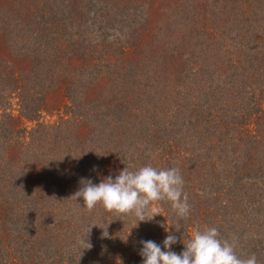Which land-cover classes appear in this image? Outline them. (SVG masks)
<instances>
[{
    "label": "trees",
    "instance_id": "obj_1",
    "mask_svg": "<svg viewBox=\"0 0 264 264\" xmlns=\"http://www.w3.org/2000/svg\"><path fill=\"white\" fill-rule=\"evenodd\" d=\"M146 165L187 218L71 199ZM208 227L264 264V0H0V264H143Z\"/></svg>",
    "mask_w": 264,
    "mask_h": 264
},
{
    "label": "clouds",
    "instance_id": "obj_2",
    "mask_svg": "<svg viewBox=\"0 0 264 264\" xmlns=\"http://www.w3.org/2000/svg\"><path fill=\"white\" fill-rule=\"evenodd\" d=\"M83 186L71 199L83 198L84 207L92 211L100 204L110 213L134 215L138 222L151 221L157 215L152 205L167 201L177 217L184 219L190 215L191 205L188 195L183 190L184 180L178 168L157 169L151 165L130 171L127 167L113 178L108 176L100 183L91 180L82 181ZM91 226L85 229L80 242L92 247L86 237ZM104 231L103 236L108 237ZM178 242L171 232L163 241V248L152 240H141L143 245L140 255L143 264H257L255 254L242 259L236 255L235 245L228 240L220 239L216 227H208L203 231L197 229L194 235L184 243L185 249L177 254L172 245Z\"/></svg>",
    "mask_w": 264,
    "mask_h": 264
}]
</instances>
